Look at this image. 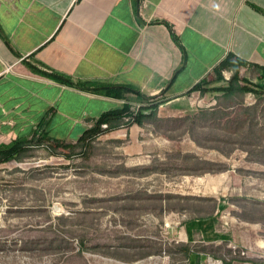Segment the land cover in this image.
<instances>
[{
    "label": "crops",
    "instance_id": "crops-1",
    "mask_svg": "<svg viewBox=\"0 0 264 264\" xmlns=\"http://www.w3.org/2000/svg\"><path fill=\"white\" fill-rule=\"evenodd\" d=\"M222 63L257 81L264 0H0V148L35 134L74 142L124 106L131 116L130 106L155 103L159 118L186 115L188 92ZM120 88L122 99L108 94ZM146 125L128 129L135 147ZM215 184L211 213L184 223L183 243L206 244L195 256L209 264H264V180L221 193Z\"/></svg>",
    "mask_w": 264,
    "mask_h": 264
},
{
    "label": "rangeland",
    "instance_id": "rangeland-1",
    "mask_svg": "<svg viewBox=\"0 0 264 264\" xmlns=\"http://www.w3.org/2000/svg\"><path fill=\"white\" fill-rule=\"evenodd\" d=\"M191 98L186 115L145 119L140 148L124 125L86 150L54 155L43 142L0 163V264H209L195 256L208 246L183 243L180 232L211 213L209 181L221 193L245 178L264 180V96Z\"/></svg>",
    "mask_w": 264,
    "mask_h": 264
},
{
    "label": "trees",
    "instance_id": "trees-1",
    "mask_svg": "<svg viewBox=\"0 0 264 264\" xmlns=\"http://www.w3.org/2000/svg\"><path fill=\"white\" fill-rule=\"evenodd\" d=\"M220 68L229 69L226 63L220 64V66L215 69V80L213 81H202L195 85L192 90L188 92V95L193 93H199L201 95L207 93H219L223 92L228 95H234L236 93H253L257 96H264V69L262 70L261 75L257 79V82L253 84L246 79L240 80L238 78V71L235 70L232 78L223 86H216L217 83L225 81L223 71ZM240 81L244 82V85H240ZM128 90V89H127ZM126 90V91H127ZM121 88L114 91L108 92L109 95H113L115 98L122 99L124 95L122 94ZM159 103L149 104L140 108L139 112L129 121L123 122V125L131 126L133 124L142 125L145 119L155 116ZM128 111L127 107H123L114 111L105 113L94 123V125L87 131H85L76 143H65L60 140L52 139L47 136H42L35 134L34 137L30 140H15L10 146L6 148H0V163H7L13 160H18L21 155L28 152L33 145H42L43 142H46V147L49 148L52 154L57 155L56 150L58 148L63 149H75L82 147L85 150L90 147V144L98 139L99 136L111 131L115 126H122L119 124L126 112ZM203 115L214 116L215 113H203ZM106 125V128L103 126ZM69 158L70 156L67 155ZM189 255L190 252L188 251ZM199 258V256H197Z\"/></svg>",
    "mask_w": 264,
    "mask_h": 264
},
{
    "label": "built area",
    "instance_id": "built-area-1",
    "mask_svg": "<svg viewBox=\"0 0 264 264\" xmlns=\"http://www.w3.org/2000/svg\"><path fill=\"white\" fill-rule=\"evenodd\" d=\"M227 72H228V70L223 71V75H224V77L226 79H229V76L227 75ZM140 108H141L140 105H132V106H130L131 112H132V110L138 111V110H140ZM103 127L106 128V125H104ZM241 255H246V253L245 252H241Z\"/></svg>",
    "mask_w": 264,
    "mask_h": 264
}]
</instances>
